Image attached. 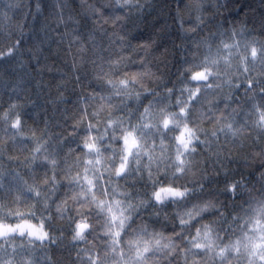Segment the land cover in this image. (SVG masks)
<instances>
[{
    "label": "clouds",
    "instance_id": "clouds-1",
    "mask_svg": "<svg viewBox=\"0 0 264 264\" xmlns=\"http://www.w3.org/2000/svg\"><path fill=\"white\" fill-rule=\"evenodd\" d=\"M0 264H264V0H0Z\"/></svg>",
    "mask_w": 264,
    "mask_h": 264
}]
</instances>
